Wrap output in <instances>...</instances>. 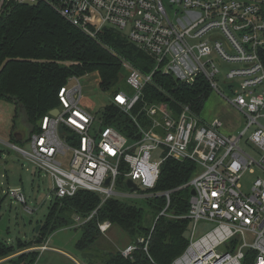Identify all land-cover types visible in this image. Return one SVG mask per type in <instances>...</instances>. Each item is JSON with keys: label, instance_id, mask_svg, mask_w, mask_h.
<instances>
[{"label": "built area", "instance_id": "2783aa9c", "mask_svg": "<svg viewBox=\"0 0 264 264\" xmlns=\"http://www.w3.org/2000/svg\"><path fill=\"white\" fill-rule=\"evenodd\" d=\"M9 3H44L93 38L105 28L117 30L153 59L146 72L122 59L121 81L128 87L120 81L106 92L105 105L127 119L126 132L103 122L105 105L94 111L82 104V76L72 75L58 90L56 113L50 109L38 119L24 140L29 148L8 144L50 175L53 197L81 188L99 194L101 202L161 196L165 205L156 218L188 219L187 245L170 264H264V0H167V7L163 0H0V14ZM223 65H229L225 72ZM155 74L190 85L203 78L209 93L244 115L245 126L223 133L218 117L202 115L207 97L199 109L168 95L170 100L146 99L144 87ZM168 158L196 167L186 184L194 193L184 215L167 212L172 190H152ZM247 171L255 177L244 187ZM119 177L136 189L126 184L130 193L116 192ZM7 193L33 212L20 187ZM91 214L76 216L74 226ZM201 222L212 227L198 234ZM110 227L109 220L98 223L103 235ZM148 241L149 235H138L117 250L124 257L140 247L147 253ZM45 242L37 249H46Z\"/></svg>", "mask_w": 264, "mask_h": 264}, {"label": "trees", "instance_id": "16d2710c", "mask_svg": "<svg viewBox=\"0 0 264 264\" xmlns=\"http://www.w3.org/2000/svg\"><path fill=\"white\" fill-rule=\"evenodd\" d=\"M122 59L142 72L150 70L153 64L151 57L117 30L105 28L97 38L90 37L44 3H9L0 14V99L14 105L13 122L21 116L29 133L37 129L38 119L58 106V90L70 76L94 74L99 89L108 92L121 81ZM153 81L144 87L148 100H165L170 96L181 102H191L199 109L209 94L206 81L201 77L193 85L160 74H155ZM103 122L122 132L130 129L127 119L112 104L104 106ZM195 168L190 160L171 158L161 165L152 190H172L167 212L175 215L187 212L190 193L186 184ZM150 204L151 222L145 224L143 209L119 198L111 197L101 202L99 194L82 188L71 196L54 197L38 231L34 228L33 239H18L15 245L0 238V259L9 257L10 264H34L40 252L16 254L21 247L40 246L51 232L74 225L76 216L86 219L92 213L79 226L81 236L75 248L80 252H96V242L101 236L98 223L103 220L119 226L132 240L138 235H149V241L147 253L140 247L130 257H124L114 250L98 259L95 256L89 264H170L187 245L188 219L164 215L156 218L165 205L161 196L153 198Z\"/></svg>", "mask_w": 264, "mask_h": 264}, {"label": "rangeland", "instance_id": "374dc122", "mask_svg": "<svg viewBox=\"0 0 264 264\" xmlns=\"http://www.w3.org/2000/svg\"><path fill=\"white\" fill-rule=\"evenodd\" d=\"M163 2L167 7V0H163ZM227 68L229 65H223L221 70L225 72ZM81 80L84 92L83 105L96 111L109 101L108 93L99 89L95 76H82ZM120 87L126 89L128 85L122 80ZM221 90L223 91L222 87ZM177 110L178 108H176ZM13 113L14 105L0 99V139L3 141L0 143V238L8 244L16 245L18 239L20 241L33 239L34 228L43 223L54 197L51 191L52 179L50 175L44 170L38 169L32 162L22 157L8 145L12 143L20 146L25 145L24 141H15L12 138L11 134L14 129L23 134V140L27 139L29 134L21 116L15 118L13 122ZM202 115L208 119L218 117L222 121L220 130L225 134L239 133L246 121L240 111L229 105L215 91H210L205 99ZM243 148L250 150L246 145H243ZM254 177L255 174L252 175L247 171L241 178V184L248 187ZM13 187L21 188L27 204L33 209L32 213L25 212L23 205L7 193V190ZM114 190L122 194L130 193L125 179L122 180L121 177L118 178ZM120 199L141 207L144 211L143 223L149 224L151 222L152 209L150 203L152 198L125 196L120 197ZM211 227V223H199L198 234ZM80 236L81 229L79 226L61 227L48 235L45 242L49 246L48 248L40 251L37 249L39 245L35 247L23 246L16 254L38 250L40 253L34 264H89L95 256V259H98L105 252L117 250L134 240L119 226L111 225L106 234H101L97 239L96 252L93 250L92 252H80L75 248V242ZM8 258H2L3 261L0 264L7 263Z\"/></svg>", "mask_w": 264, "mask_h": 264}, {"label": "water", "instance_id": "95a60500", "mask_svg": "<svg viewBox=\"0 0 264 264\" xmlns=\"http://www.w3.org/2000/svg\"><path fill=\"white\" fill-rule=\"evenodd\" d=\"M56 111H57L56 109H52V110H50L51 114H55ZM39 123H40V121L37 120V124H39ZM60 131H61V128H60ZM11 136L13 137V139H14L15 141H24V140H23V134H22L21 132L17 131L16 129H14V130L12 131ZM25 147H26V148H29V145H28V144H25ZM107 182H108V179L106 180V183H107ZM126 184H127V186H128L131 190L136 189V185H135L131 180H127ZM190 193L193 194L194 191L191 189V190H190ZM39 226H40V225H36L35 232H37Z\"/></svg>", "mask_w": 264, "mask_h": 264}, {"label": "crops", "instance_id": "0c3cea01", "mask_svg": "<svg viewBox=\"0 0 264 264\" xmlns=\"http://www.w3.org/2000/svg\"><path fill=\"white\" fill-rule=\"evenodd\" d=\"M128 244V243H127ZM49 246H47L46 248H48ZM51 248V247H50ZM59 251H61V250H59ZM63 252V251H62ZM70 256V255H69Z\"/></svg>", "mask_w": 264, "mask_h": 264}]
</instances>
